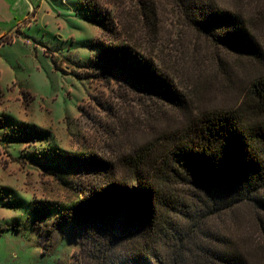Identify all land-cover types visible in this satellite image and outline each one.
Masks as SVG:
<instances>
[{
  "label": "rangeland",
  "instance_id": "1",
  "mask_svg": "<svg viewBox=\"0 0 264 264\" xmlns=\"http://www.w3.org/2000/svg\"><path fill=\"white\" fill-rule=\"evenodd\" d=\"M81 1L104 9L113 33L81 18ZM149 1L152 11L143 9L142 0H48L54 10L47 13L39 0H6L7 10L0 9V37L9 34L0 42V264L77 262L73 254L80 245L73 231L54 220L61 206L103 179L77 170L62 179L52 152L115 165L142 147L152 157L165 154L191 114L235 107L264 74V0H214L242 14L260 60L198 32L175 0ZM88 39L150 60L176 99L85 65L97 51L88 48ZM21 121L45 129L47 136L21 137L13 128ZM43 203L50 210L36 218L30 207ZM205 224L207 235L184 264H227L214 259L211 249L232 255L236 264H264L263 209L243 202Z\"/></svg>",
  "mask_w": 264,
  "mask_h": 264
},
{
  "label": "trees",
  "instance_id": "2",
  "mask_svg": "<svg viewBox=\"0 0 264 264\" xmlns=\"http://www.w3.org/2000/svg\"><path fill=\"white\" fill-rule=\"evenodd\" d=\"M175 3L188 24L217 45L263 58L241 13L214 0ZM142 4L151 10L149 0ZM79 9L81 18L113 33L112 18L96 3L81 1ZM8 36L2 35L0 42ZM87 45L97 51L83 63L99 74L120 76L176 99L175 90L150 60L116 44L88 39ZM13 128L21 137L47 136L35 124L21 121ZM169 142L165 154L152 157L150 148L142 147L123 156L118 165L91 157L72 161L63 152L51 153L54 171L62 179L71 170L94 172L103 179L73 204L61 206L54 220L57 227L73 231L80 245L73 254L75 264H184L207 235L206 220L243 202L264 210V74L246 88L235 107L191 114ZM174 183L187 188L179 190ZM30 210L37 218L50 207L32 204ZM210 253L223 263L236 264L232 255L215 249Z\"/></svg>",
  "mask_w": 264,
  "mask_h": 264
},
{
  "label": "crops",
  "instance_id": "3",
  "mask_svg": "<svg viewBox=\"0 0 264 264\" xmlns=\"http://www.w3.org/2000/svg\"><path fill=\"white\" fill-rule=\"evenodd\" d=\"M40 3L42 4L41 6V10L43 9V11L45 10V13H47L48 10L50 11H53L54 9L53 8H50L51 5L48 3V0H39ZM47 3V4H46ZM50 6H49V5ZM8 5H7V2L6 0H0V9L4 8V10H7ZM42 14V13H41Z\"/></svg>",
  "mask_w": 264,
  "mask_h": 264
}]
</instances>
